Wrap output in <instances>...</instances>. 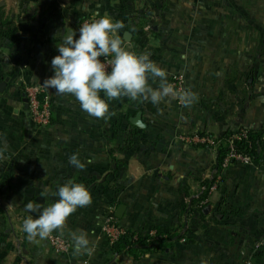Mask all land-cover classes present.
Instances as JSON below:
<instances>
[{
    "label": "crops",
    "instance_id": "crops-1",
    "mask_svg": "<svg viewBox=\"0 0 264 264\" xmlns=\"http://www.w3.org/2000/svg\"><path fill=\"white\" fill-rule=\"evenodd\" d=\"M56 1L58 11L36 23L31 45L11 40L14 51L0 57V84L9 79L0 93V209L11 222L2 206L7 197L17 221L35 219L26 205L50 206L68 181L84 184L93 202L53 232L72 241L68 255L56 254L47 239L29 240L23 223L13 224L9 243L0 224V264H264V153L222 170L217 149L182 140L264 127V0ZM33 6L0 1L5 17L18 13L20 22ZM104 16L124 23V45L149 55L167 84L182 75L187 99L173 89L176 95L153 113L150 100L121 97L109 101L107 118H95L73 96L44 87L62 33ZM149 83L157 89L161 80ZM35 85L45 88L52 109L47 128L37 127L26 108L25 89ZM139 112L144 128L130 122ZM73 154L84 170L69 163ZM121 205L123 230L160 232L171 238L166 249L140 260L115 256L102 223ZM81 231L94 245L91 255L74 254L70 233Z\"/></svg>",
    "mask_w": 264,
    "mask_h": 264
},
{
    "label": "clouds",
    "instance_id": "clouds-1",
    "mask_svg": "<svg viewBox=\"0 0 264 264\" xmlns=\"http://www.w3.org/2000/svg\"><path fill=\"white\" fill-rule=\"evenodd\" d=\"M124 27L123 22L104 16L80 26L78 38L76 30H65L62 43L57 45L59 55L51 61L54 75L45 80L43 86L54 89L56 94L73 96L81 109L95 118H107L109 101L121 97L159 104L164 98L176 95L172 86L166 83L165 71L149 55L137 54L124 45L118 35ZM102 57L112 59L105 63ZM155 78L161 80L157 89L149 83ZM183 98L187 99V94ZM69 163L77 170L86 167L78 154H73ZM53 195L59 199L48 207L26 205L27 211L38 214L35 219L29 215L23 222L29 240H43L53 232H63L69 217L93 202L89 189L73 181L59 186ZM70 236L74 241V254H92L94 245L86 232H71Z\"/></svg>",
    "mask_w": 264,
    "mask_h": 264
},
{
    "label": "trees",
    "instance_id": "trees-1",
    "mask_svg": "<svg viewBox=\"0 0 264 264\" xmlns=\"http://www.w3.org/2000/svg\"><path fill=\"white\" fill-rule=\"evenodd\" d=\"M21 2L25 5H28L32 2L37 4L39 1L30 2L29 0H21ZM49 10L50 9H48V11ZM3 11L4 9L0 7V32L5 29L7 25V21H4L6 19H4L5 14ZM42 11H44V7L37 6L36 16L40 15ZM32 34L33 37L30 39L31 42H33L34 37L37 36V34L34 32ZM4 35L11 38L10 36H12V33L6 32ZM101 59L105 61L106 58L102 57ZM149 103V108H154L151 109L153 113H157L164 109V106L161 102L159 104H153L150 101ZM199 136L203 137L206 136V134H199ZM217 141L220 142V145L217 147L219 169L221 168L224 159L231 149H234L235 152L239 154L248 156L253 162L258 161L264 153V127L260 130L243 128L237 132H228L222 137L217 138ZM208 185H211V183H208ZM2 190L3 188L0 187V197L3 195ZM170 240L171 238L169 236H165L160 232H157L154 236L142 237L135 232L125 231V233L116 243L111 244V249L115 256L127 254L135 260H140L146 256L165 250Z\"/></svg>",
    "mask_w": 264,
    "mask_h": 264
},
{
    "label": "built area",
    "instance_id": "built-area-1",
    "mask_svg": "<svg viewBox=\"0 0 264 264\" xmlns=\"http://www.w3.org/2000/svg\"><path fill=\"white\" fill-rule=\"evenodd\" d=\"M96 19L99 18L90 17L86 19L85 23H90ZM111 59L112 58H106L105 63H108ZM171 84L177 95L184 100L183 97L186 94L184 77L182 75L172 76ZM25 94L29 104V115L34 124L39 128L49 127L52 123L53 114L45 95V88L41 85L29 86L25 89ZM182 140L186 141L188 144L206 145L215 149L220 145L217 138L207 135L203 137L197 135V137ZM235 163L251 164L253 161L248 156L239 154L235 152L234 149H231L224 159L221 169H229ZM102 231L110 244L116 243L125 233V230L119 226L118 220L113 214L105 216L102 223ZM46 239L52 250L58 255H68L73 250L72 241L61 235L51 233Z\"/></svg>",
    "mask_w": 264,
    "mask_h": 264
},
{
    "label": "rangeland",
    "instance_id": "rangeland-1",
    "mask_svg": "<svg viewBox=\"0 0 264 264\" xmlns=\"http://www.w3.org/2000/svg\"><path fill=\"white\" fill-rule=\"evenodd\" d=\"M4 1H5V3L7 1V3H10L12 5V0H4ZM29 1L30 2L31 1H39V2H37L36 5L37 6H43L44 11H42L40 15L36 16V11H35L36 9L33 6L32 10H33L34 14L32 16H29V15L27 16V14L25 13L24 16H20V18H22V22H20V20L18 19V15H19L18 13L17 14L10 13L8 17H5L6 20H4V21H7V25H6L5 29H3L0 32V37L2 35H4V33H6V32H11L12 36H10V37L12 39L8 38L9 40L5 39V42L0 43V57H3V55H5V54L7 55V53L14 51V47H15V46H13L14 44L10 45L11 43H9V42H12L11 40L19 41V42H25V44L29 43L28 45H31L30 39L33 37L32 33L33 32L36 34L39 33L38 25L36 23L37 22H39V23L45 22V20H47V18L49 17V15H48L49 13L54 12V11H56V12L58 11L57 9H58L59 5H58L56 0H52V1L51 0H29ZM59 3H61V1H59ZM52 4H54V5H52ZM48 9H50V10L48 11ZM19 13L21 14V12H19ZM27 26H30L29 29L26 28ZM22 27L25 29H28V30L24 31V29ZM254 47H255V45H254ZM6 59H8V57ZM2 200H3L2 206H3L4 210H6L8 217H9V215H11V217H10L11 222H9V221L7 222V220H9V219L7 218L6 215L3 214L2 209H0V211H2V212H0L1 213L0 214V224L3 226V228H2L3 233L6 236L5 240L8 237L7 242L12 243V238L10 235L11 234L10 229L13 226V224L15 226L18 223H23V221H17V219L15 218V215H14L13 210H12L13 205L11 203L10 198L5 197ZM1 225H0V228L2 227Z\"/></svg>",
    "mask_w": 264,
    "mask_h": 264
},
{
    "label": "water",
    "instance_id": "water-1",
    "mask_svg": "<svg viewBox=\"0 0 264 264\" xmlns=\"http://www.w3.org/2000/svg\"><path fill=\"white\" fill-rule=\"evenodd\" d=\"M129 37L131 38V34H127L126 39H129ZM9 81V79H6L3 83L0 84V93H3L5 88L7 87V82ZM25 102L27 103L26 108L29 109V104H28V100L25 99ZM143 114L141 112H139L135 117L131 118V124L137 128H144L145 125L143 124ZM158 149H161V146L158 147ZM126 207L124 205H121L119 207V209L117 210L115 216L118 220H121L124 216Z\"/></svg>",
    "mask_w": 264,
    "mask_h": 264
}]
</instances>
